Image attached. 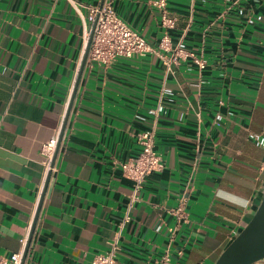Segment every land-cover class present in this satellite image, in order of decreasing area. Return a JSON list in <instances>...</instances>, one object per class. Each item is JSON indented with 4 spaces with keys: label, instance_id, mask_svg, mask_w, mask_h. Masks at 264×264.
I'll return each instance as SVG.
<instances>
[{
    "label": "crops",
    "instance_id": "crops-1",
    "mask_svg": "<svg viewBox=\"0 0 264 264\" xmlns=\"http://www.w3.org/2000/svg\"><path fill=\"white\" fill-rule=\"evenodd\" d=\"M71 1L81 7L0 0V261L31 234L24 264H91L119 233L115 264H153L168 247L169 264H214L264 188V0H113L154 53L86 59L81 74L87 8L101 0ZM79 74L45 184L41 150ZM150 130L162 168L120 230L133 191L120 164Z\"/></svg>",
    "mask_w": 264,
    "mask_h": 264
},
{
    "label": "built area",
    "instance_id": "built-area-1",
    "mask_svg": "<svg viewBox=\"0 0 264 264\" xmlns=\"http://www.w3.org/2000/svg\"><path fill=\"white\" fill-rule=\"evenodd\" d=\"M70 3L76 10L81 5L76 4L70 0ZM88 20L90 22V29L92 26L93 34L90 42L87 60L88 64L94 63L99 65H108L117 58H131L134 55H142L145 53H154L148 46L145 40L129 26H127L115 13L113 9V0H104L101 7L99 5L88 7ZM171 23V21H168ZM164 23V19H163ZM89 31H84V42L87 44ZM180 50L175 49L170 52L168 58H161L162 64L165 67L166 73H171L172 65L176 64L179 58ZM194 63L199 69L204 68V61L194 59ZM73 133V132H72ZM67 136V141L73 140L74 135ZM58 137L50 140L43 146L41 153L44 157L42 162L45 177L51 172L52 159L56 149ZM137 142L140 145L139 155L129 161L120 164L122 174L125 178L133 182V191L130 195L127 204L126 212L123 221L120 224V230L130 221L129 210L133 203L138 200V192L142 188V184L147 176L162 168L161 159L154 151V132L153 130L145 131L136 135ZM170 215L174 217L176 223L185 221L187 215L183 211L182 206H178L170 211ZM170 235H173L174 229H169ZM119 233L109 243V250L105 253L95 255L91 264H115L116 255L119 251L118 247ZM27 237L21 240V244L25 245ZM22 254H14L9 260H2L0 264H20ZM169 247L165 250L163 255L156 258L153 264H169Z\"/></svg>",
    "mask_w": 264,
    "mask_h": 264
},
{
    "label": "water",
    "instance_id": "water-1",
    "mask_svg": "<svg viewBox=\"0 0 264 264\" xmlns=\"http://www.w3.org/2000/svg\"><path fill=\"white\" fill-rule=\"evenodd\" d=\"M104 0H101L99 6L101 7ZM93 28L90 29L89 38L86 44L85 48V56L83 58L81 68H80V74L82 72V69L85 65V61L87 58L90 42L92 39L93 34ZM80 74L77 77V80L75 82L69 105L67 114L65 116L64 122L62 124V128L60 130V134L58 137L56 149L53 155V159L55 157V154L59 148V145L61 143L63 133L66 127V122L68 119V115L70 112V108L72 106V102L74 100L76 89L78 86V82L80 79ZM53 165V160H52ZM50 172L47 174L46 182L49 179ZM40 204L37 208V212L39 210ZM37 214L34 218L33 226L31 229V232L34 228V225L36 223ZM31 234L28 237L27 244L25 246L24 252L21 257L20 264H24L27 250L29 247ZM258 263H264V188L261 190V193L257 200L253 203L252 211L249 215V217L246 218L242 226L239 228L237 233L232 237L230 242L227 244L223 252L220 254L218 259L215 261L214 264H258Z\"/></svg>",
    "mask_w": 264,
    "mask_h": 264
}]
</instances>
